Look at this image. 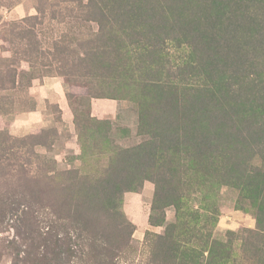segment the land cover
<instances>
[{"label": "rangeland", "instance_id": "1", "mask_svg": "<svg viewBox=\"0 0 264 264\" xmlns=\"http://www.w3.org/2000/svg\"><path fill=\"white\" fill-rule=\"evenodd\" d=\"M222 3L131 22L0 0V264H264L244 240L264 197L263 143L190 111L215 115L222 85L241 101L264 93V0ZM95 98L112 100L110 116L92 114ZM36 107L40 129H11Z\"/></svg>", "mask_w": 264, "mask_h": 264}, {"label": "trees", "instance_id": "2", "mask_svg": "<svg viewBox=\"0 0 264 264\" xmlns=\"http://www.w3.org/2000/svg\"><path fill=\"white\" fill-rule=\"evenodd\" d=\"M66 2H77L78 5L82 8L81 14L87 15L92 20L101 19H111L115 20L121 19L123 17L130 18L132 21L138 19H147V20H159L162 17H167L166 13H185L190 18L202 17L209 15L212 11H219L221 14H224L227 9L222 0L216 2L212 1L210 4H205L207 9H204L200 3L202 0H191L186 3H182L177 0H86V4H82V0H63ZM194 1V4L190 5V2ZM196 2V3H195ZM200 2V3H198ZM215 4V5H214ZM235 3H232L234 5ZM216 6V7H215ZM241 6H238V8ZM237 8V7H236ZM246 10V9H245ZM233 15L245 16L246 13L243 12H234ZM247 17V16H245ZM26 17L22 18L19 22H13L14 28H17L19 32L26 33V29L21 25V22H25ZM261 27L263 25H260ZM264 80V78H261ZM239 88L236 90L232 89L229 85H222L217 89L218 97L215 100H212L211 107L213 111L212 115L209 107L203 108L200 102L191 101L190 102V111L200 110L204 111L206 116L209 119H212L215 124H219L220 128L224 132L225 128H228L227 134L236 128L237 130H246L247 134L252 132L253 136L251 139L254 144L259 146L257 143H263L264 146V93L258 97H253L247 99V96H244V100H239ZM214 92H216L214 90ZM180 106V104H179ZM241 111V115H239ZM184 112V108H183ZM220 113V118H216V114ZM236 117V118H235ZM222 118L234 119L231 123L225 122ZM237 118H240L237 120ZM211 120V121H212ZM173 122L174 120L171 119ZM195 120L188 117V124H194ZM241 122V123H239ZM241 124L243 127H239ZM169 126V125H168ZM244 128V129H243ZM234 136L241 135L242 133L237 132ZM246 133V132H245ZM244 137H246L244 135ZM261 157H264V147L259 152ZM257 154V153H256ZM232 157V156H231ZM234 157V154H233ZM237 164H240V159L236 161ZM259 171V166H254V170ZM257 174L256 172H254ZM260 174V172H259ZM262 174V175H261ZM261 176L264 179V172H261ZM243 170L240 167L236 179L243 180ZM256 220L257 228L250 233L247 238H245V243L252 247L263 246L264 247V197L256 205Z\"/></svg>", "mask_w": 264, "mask_h": 264}, {"label": "crops", "instance_id": "3", "mask_svg": "<svg viewBox=\"0 0 264 264\" xmlns=\"http://www.w3.org/2000/svg\"><path fill=\"white\" fill-rule=\"evenodd\" d=\"M55 90L59 94L58 106L60 107V109H62L65 115L68 110V105L64 95V89L62 88V86H58V84H56ZM114 107L115 106L112 103V100L108 98H95L91 101V112L94 116L97 117L110 116L112 114V111L114 110ZM43 120L44 116L42 109L36 107L26 115V118L12 122L10 124V127L17 133H22L24 131H26V133L35 132L40 129ZM138 222H144L143 215L142 217H140V220Z\"/></svg>", "mask_w": 264, "mask_h": 264}]
</instances>
